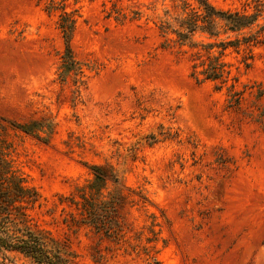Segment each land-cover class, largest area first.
I'll return each instance as SVG.
<instances>
[{"label": "rangeland", "instance_id": "rangeland-1", "mask_svg": "<svg viewBox=\"0 0 264 264\" xmlns=\"http://www.w3.org/2000/svg\"><path fill=\"white\" fill-rule=\"evenodd\" d=\"M47 3L0 0L1 137L39 195L30 227L73 264H264V44L228 47V80L197 83L194 50L158 28L178 0H65L84 70L73 93L57 78L64 45ZM41 119L46 140L7 123ZM106 164L124 200L116 236L80 223L82 197L115 187H91V165Z\"/></svg>", "mask_w": 264, "mask_h": 264}, {"label": "trees", "instance_id": "trees-1", "mask_svg": "<svg viewBox=\"0 0 264 264\" xmlns=\"http://www.w3.org/2000/svg\"><path fill=\"white\" fill-rule=\"evenodd\" d=\"M45 10L48 13L59 12L57 28L64 49L57 78L60 83L70 79L75 87L73 93L78 92L79 86L84 85V70L70 44L77 10L67 11L65 0H48ZM158 28L162 33L172 34L178 45L194 50L190 76L197 83L208 80L223 84L230 75L228 63L221 58L223 51L228 47L238 49L240 45L264 44V0H250L242 9L218 8L208 0H178L171 11H163ZM7 123L27 134L45 132L44 140L53 132V124L47 119L31 120L26 124ZM4 129L5 125H0V264L11 263L9 252L21 254L28 264H73L58 248L50 246L43 234L28 224L27 209L39 195L11 169L1 137ZM90 170L93 174L91 187L100 189L107 182L115 187L108 192L109 196L82 197L84 216L80 223L103 230L108 236H116L121 230L117 211L124 201L120 193V176L108 164L91 165Z\"/></svg>", "mask_w": 264, "mask_h": 264}]
</instances>
